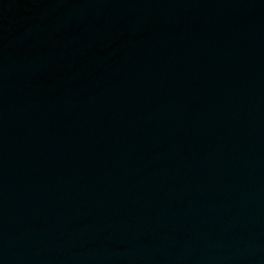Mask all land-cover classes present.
<instances>
[{
	"label": "water",
	"instance_id": "1",
	"mask_svg": "<svg viewBox=\"0 0 264 264\" xmlns=\"http://www.w3.org/2000/svg\"><path fill=\"white\" fill-rule=\"evenodd\" d=\"M0 264H264V0H0Z\"/></svg>",
	"mask_w": 264,
	"mask_h": 264
}]
</instances>
